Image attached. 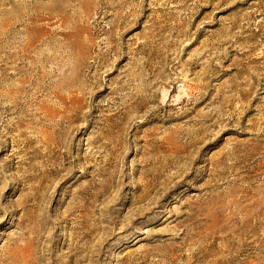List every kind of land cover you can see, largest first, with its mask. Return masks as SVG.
<instances>
[{
	"label": "rangeland",
	"instance_id": "obj_1",
	"mask_svg": "<svg viewBox=\"0 0 264 264\" xmlns=\"http://www.w3.org/2000/svg\"><path fill=\"white\" fill-rule=\"evenodd\" d=\"M0 264H264V0H0Z\"/></svg>",
	"mask_w": 264,
	"mask_h": 264
},
{
	"label": "bare ground",
	"instance_id": "obj_2",
	"mask_svg": "<svg viewBox=\"0 0 264 264\" xmlns=\"http://www.w3.org/2000/svg\"><path fill=\"white\" fill-rule=\"evenodd\" d=\"M146 99V98H145ZM136 104V108H143L144 104H143V100L141 97H136V101L134 102ZM165 110V108H164ZM151 114V113H150ZM154 114H152L151 116H153ZM154 117V116H153Z\"/></svg>",
	"mask_w": 264,
	"mask_h": 264
}]
</instances>
